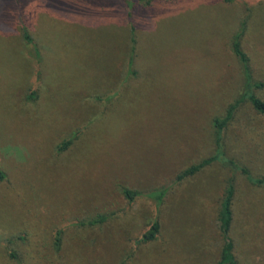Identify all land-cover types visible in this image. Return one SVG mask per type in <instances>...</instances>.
<instances>
[{"label":"rangeland","instance_id":"rangeland-1","mask_svg":"<svg viewBox=\"0 0 264 264\" xmlns=\"http://www.w3.org/2000/svg\"><path fill=\"white\" fill-rule=\"evenodd\" d=\"M0 6V264H216L230 178L235 259L264 264V185L217 161L177 178L213 155V118L238 102L225 154L264 179V115L231 49L244 23L264 101V0Z\"/></svg>","mask_w":264,"mask_h":264},{"label":"trees","instance_id":"trees-1","mask_svg":"<svg viewBox=\"0 0 264 264\" xmlns=\"http://www.w3.org/2000/svg\"><path fill=\"white\" fill-rule=\"evenodd\" d=\"M124 4L126 5L127 9L130 11L133 10V8L141 1V0H122ZM3 4V3H2ZM3 6V5H2ZM1 7V6H0ZM4 7V6H3ZM3 7L0 10V15L3 11ZM244 31V23L241 25L240 31H237L231 40V49L237 59L239 60L245 77V91L243 98H247L253 107L260 112L262 115H264V101L260 99L258 96H256L254 93L251 92L252 86V80H251V74H250V68H249V58L246 55V53L241 48V36ZM238 102H235L234 104H231L225 114L222 116H217L213 118L212 121V127H213V143H214V153L212 156H210L207 159H203L200 163L189 166L186 170H184L181 174L177 176L178 179H182L186 177L187 175H191L195 173L197 170H199L202 166L209 164L210 162L217 161L220 162L222 165L230 168L231 170H241L244 174H246L249 181L264 185V179L263 178H257L252 177L247 168L244 166L239 165L235 160L228 157L225 154L224 151V145H223V134L224 129L228 123V121L232 118L233 112L237 106ZM5 176L4 171L0 169V179H3ZM166 193V189L161 190H155L149 193V195L152 197H157L159 201L163 197V195ZM125 194L127 198L134 199L136 195H138L137 191L131 190V189H125ZM148 195V194H147ZM233 195H234V184L233 179L230 178L228 180L227 187L225 189L224 196L220 203V208L218 212V228L222 235V246L220 250V258L216 264H239L237 260L235 259L234 253H233V240L230 236V231L232 227L233 222V209H232V201H233ZM159 230V222L158 220H153L150 224V227L143 233V239L144 240H151L157 236ZM13 255V254H12Z\"/></svg>","mask_w":264,"mask_h":264}]
</instances>
